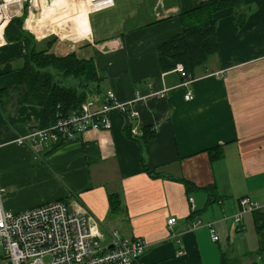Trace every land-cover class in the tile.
Instances as JSON below:
<instances>
[{"label":"crops","instance_id":"obj_1","mask_svg":"<svg viewBox=\"0 0 264 264\" xmlns=\"http://www.w3.org/2000/svg\"><path fill=\"white\" fill-rule=\"evenodd\" d=\"M80 1L40 0L44 16L33 10L29 30L23 28L38 49L95 58L105 78L103 93L88 97L93 109L107 90L122 102L137 91L146 96L137 107L143 129L156 126L154 137L143 149L144 139L127 134L126 115L113 111L110 129L51 149L22 141L51 122L43 106L19 103L17 90L5 93L22 82L26 45L8 41L0 30L4 207L19 212L65 200L70 209L86 210L106 237L117 231L142 238L148 246L135 264H264V0H244L242 26L231 6L215 13L219 51L186 86L175 68H161L157 50L182 32L181 14L207 0H114L95 11L89 0ZM8 9L15 10L1 12ZM53 33L59 40L49 44L44 37ZM151 90L167 93L148 96ZM190 90L194 98L186 100ZM142 156L155 165L156 176L144 169ZM242 197L259 208L238 225L233 216ZM171 217L178 237L168 228ZM198 220L214 223L219 241L206 224L191 229Z\"/></svg>","mask_w":264,"mask_h":264},{"label":"built area","instance_id":"obj_2","mask_svg":"<svg viewBox=\"0 0 264 264\" xmlns=\"http://www.w3.org/2000/svg\"><path fill=\"white\" fill-rule=\"evenodd\" d=\"M113 4L114 0H109L104 8ZM7 5L15 10L8 9L7 13H2L3 7ZM26 5L32 12L36 7L34 0H3L0 3L1 32L13 17L22 15ZM0 43H4L2 35ZM175 70L183 78L182 85L186 86L194 81V75L187 72L183 64H177ZM166 93V90H151L148 96L164 97ZM145 98L137 91L131 100L122 102L113 90H107L102 96L99 109H93L94 101L87 99L78 110L58 117L46 128L32 130L22 141H30L31 145L40 149H51L89 131L110 129V113L113 111L126 115L133 138L142 137L144 129L137 105ZM193 98L191 90L185 94L186 100ZM4 191L0 187V264H135L146 251L148 245L142 238L126 239L117 231L106 237L98 226L93 228L86 210L70 209L65 200L48 202L19 212L9 211L3 204ZM258 208V203L249 197H242L240 210L233 216L235 223L241 225L244 214ZM176 223V217L168 219V228L174 237H178V232L173 230ZM205 224L210 230L211 239L219 241L214 223L198 220L192 224L191 229ZM179 254H183V251Z\"/></svg>","mask_w":264,"mask_h":264},{"label":"trees","instance_id":"obj_3","mask_svg":"<svg viewBox=\"0 0 264 264\" xmlns=\"http://www.w3.org/2000/svg\"><path fill=\"white\" fill-rule=\"evenodd\" d=\"M243 3L244 0H207L196 8L184 11L180 16L182 32L158 47L161 68L166 71L181 63L193 75L197 68L205 65L219 51L215 13L231 6L235 10L236 21L242 26L246 20V13L241 10ZM27 5L23 14L14 17L5 28L8 41H23L26 45L24 64L20 68L22 82L20 86L6 89L5 93L19 91V103L43 106L50 122H53L78 110L88 97L102 94L101 83L105 77L92 56L82 57L75 51L61 56L50 51L49 47L38 49L37 41L23 28ZM58 40L54 36L49 44ZM50 68L56 70L62 79H58ZM68 78L74 80L76 85H64L62 81ZM22 86L26 87L25 91H20ZM152 128H145L142 137L136 138L144 139L143 149H148L149 141L154 137L155 129ZM126 131L132 137L129 125H126ZM141 161L146 171L155 176L158 174L154 164L146 163L143 156Z\"/></svg>","mask_w":264,"mask_h":264},{"label":"rangeland","instance_id":"obj_4","mask_svg":"<svg viewBox=\"0 0 264 264\" xmlns=\"http://www.w3.org/2000/svg\"><path fill=\"white\" fill-rule=\"evenodd\" d=\"M40 0H38L37 2H35L34 3V5H36V7L34 8V15L36 16L37 15V13H38V15L40 16V17H43L44 15H43V12H46V10L45 11H43V10H39V8H38V5H39V2ZM80 1V0H79ZM1 2H3V0H0V3ZM81 2V1H80ZM70 3H73V1H70ZM74 4H76V1H74ZM23 6L25 5L24 3L22 4ZM21 5V6H22ZM71 5V4H70ZM47 13H49V11H47ZM21 13H19V15H20ZM42 15V16H41ZM32 16V10H28V12L25 14V21H24V25H25V27H27L26 25H27V21H28V19H29V17H31ZM14 18V17H13ZM12 18V19H13ZM11 19V20H12ZM28 28V27H27ZM26 28V29H27ZM28 30H29V28H28ZM33 33V32H32ZM34 34V33H33ZM56 34H50V35H48V36H46V37H44V38H48V39H52L54 36H55ZM52 51H55V47L53 48L52 47V49H51ZM56 70H53V72H55ZM70 79V78H69ZM72 80V79H71ZM73 82H74V80H73ZM62 83L64 84V85H66V86H70L71 85V83L70 82H67V81H62ZM73 84H75V82L73 83ZM252 257L254 256L253 254L251 255ZM256 258V257H255Z\"/></svg>","mask_w":264,"mask_h":264},{"label":"bare ground","instance_id":"obj_5","mask_svg":"<svg viewBox=\"0 0 264 264\" xmlns=\"http://www.w3.org/2000/svg\"><path fill=\"white\" fill-rule=\"evenodd\" d=\"M38 0H34V3ZM109 3V0H89V6L91 11H95ZM9 6V5H7ZM73 40V39H72Z\"/></svg>","mask_w":264,"mask_h":264}]
</instances>
